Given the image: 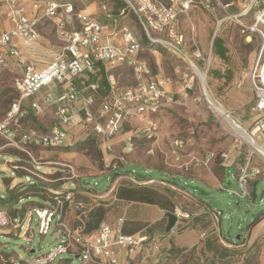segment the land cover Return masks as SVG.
Returning <instances> with one entry per match:
<instances>
[{"label":"built area","instance_id":"obj_1","mask_svg":"<svg viewBox=\"0 0 264 264\" xmlns=\"http://www.w3.org/2000/svg\"><path fill=\"white\" fill-rule=\"evenodd\" d=\"M96 1L101 3L100 8L105 16L113 19L112 24L98 20L93 13L77 10L69 2L0 0V10L10 24L8 28L0 29V70L19 66L21 72L16 82L18 96L0 118V136L36 163L32 149L34 147L60 149L75 145L76 140L70 129L78 116L85 121L87 135L101 134L109 140L124 134L119 141L122 144L120 152L114 153L113 145H109L112 158L107 167L110 171L116 172L120 167L126 166L128 155L134 152L140 139L150 143L147 153L155 155L161 129L158 116L174 100L167 88L166 78L154 75L151 66L141 57L143 37H147L150 44L163 43L180 57L189 60L192 66V59L183 48L185 35L178 30V24L180 15L186 13L195 0H119L123 4L116 14L113 6L108 3L110 0ZM204 1L209 7L211 0ZM128 16L137 19L142 37L137 30L122 23ZM45 17L53 20L59 39L63 42L60 52L47 61L30 57L20 45L23 42L26 48L37 55L35 48L40 37L39 26ZM251 30L259 31L257 25ZM261 33L263 42L249 75L254 93V100L249 108L253 119L250 129H245L259 143H264V32ZM249 38L252 39V36L249 35ZM193 57L203 58L199 48L193 52ZM99 62L111 67L129 66L133 70L135 83L120 87L115 77L109 75L111 90L102 95L99 80L90 81V75H98L100 71ZM194 77L186 78L185 89L193 88ZM79 78L84 79L83 86L76 82ZM242 83L241 81L238 85L241 86ZM59 86H63V92L55 96L54 92ZM44 88L46 91L43 95L30 100L41 94ZM47 108L55 110L56 120L51 128L42 129L27 123L28 118L42 114ZM126 124L131 126L129 132H125ZM231 128L227 129V134L238 139V133ZM188 143L187 138L179 136L170 141L169 153L176 166L183 170L209 167L216 154H194L188 150ZM249 144L247 160L239 167L238 180L242 189L241 197L251 198L253 183L264 175L263 168L253 164V158L264 156L253 143ZM241 153V146L236 143L222 152L221 157L227 163L234 157H240ZM65 166L70 175L62 178L74 179L75 165L68 162ZM28 170L41 174L38 170ZM72 197V190L54 191L44 204L27 206L23 210L20 206L13 210L0 207V226L8 228L19 238L32 242L35 237V218L38 219V232L42 236L49 235L54 224L53 234L57 238L61 237L60 242L35 255L33 264H51L63 254L78 258V264H129L118 258L119 249L133 251L146 238L124 234L122 217L114 224L103 223L92 235L72 228L65 220L66 203ZM214 212L220 218L221 211ZM174 213L178 219L191 216L190 212L180 206L175 207ZM206 236L207 232H202L201 237ZM0 260L3 264H23L15 258L9 261L3 255Z\"/></svg>","mask_w":264,"mask_h":264},{"label":"rangeland","instance_id":"obj_2","mask_svg":"<svg viewBox=\"0 0 264 264\" xmlns=\"http://www.w3.org/2000/svg\"><path fill=\"white\" fill-rule=\"evenodd\" d=\"M56 1L72 3L77 10L93 13L94 17L104 23H113V19L107 18L101 10L99 1ZM108 3L112 6L116 2L110 0ZM207 4L204 0H195L190 9L179 17L178 30L185 35L184 51L199 68L207 72V87L214 98L244 127L250 129L253 115L251 116L249 108L253 103L254 93L249 75L255 66L263 42L261 31L264 32V16L262 18L260 14H264V0H211L209 7ZM122 23L129 25L137 30L141 37L143 36L141 26L134 16L124 18ZM255 25L259 31L252 32L251 29H254ZM39 29L43 42L38 44L36 50L46 61L60 52L63 42L59 39L54 22L50 18L45 17ZM215 33L223 38L228 49L227 61L214 52ZM160 45L164 50L159 49ZM197 48L203 53L202 59L193 57V52ZM141 57L151 66L154 75L166 78L167 88L173 96L174 103L159 115L161 129L156 154L149 155L147 149L150 143L145 139H140L136 156L142 162H127L125 167L117 170L118 173L133 172L136 177H153L176 182L197 198L204 200L215 211H221L219 229L223 236L235 242L246 238L252 222L264 213V175L259 178L256 199L241 197L242 189L236 166L222 168V166L216 167L215 164L221 162V153L229 150L236 143L241 146L240 163L244 162L250 150L249 142L239 135L237 139L227 134V129L231 126L222 119L207 99L202 81L193 70L189 60L180 57L159 42L155 45L144 44ZM107 69L108 74L115 77L120 87L135 83L133 70L129 66L111 67L107 65ZM217 70L222 72V78L218 77ZM226 73L232 74L231 80L227 82H225V78L228 77ZM20 76L19 66L0 70V118L5 115L13 100L18 96L16 82ZM192 76H195L193 88L185 89L186 78ZM241 81L243 83L239 86L238 83ZM76 82L80 84V80L77 79ZM42 91L45 92L46 88ZM58 91L63 92V86H59ZM33 98L35 96L30 100ZM55 116V110H47L44 114L31 116L27 119V123L35 127L40 126L42 129H49L55 124ZM125 128L130 127L126 124ZM177 136L188 139V150L194 154L215 153L216 157L210 166L192 167L187 170L191 176L184 173H172L183 170L176 166L168 151L170 141ZM80 142L77 141L71 148L34 147L32 149L36 163L30 156L9 145L7 140L0 136V196L7 200L12 195L18 196L21 192H26L29 186L36 184L45 192V198L50 199L54 191L49 188L72 187L73 181L62 178L70 175L65 166L66 163L75 165V178L92 169H101L98 147L92 141L86 144H80ZM103 162L106 164L105 160ZM149 164L156 167H151ZM253 164L264 170V158L256 156L253 158ZM213 166L219 171L222 169L219 174L221 187L193 177V175L200 176ZM107 168L105 166L103 169ZM28 169L38 170L41 174H34ZM114 175V171H110L88 176L81 178V183L83 186L102 190L113 180ZM21 199L23 200L18 199L12 204H7L5 208L13 210V208L19 209L20 206L23 210L27 206H32L29 201H35L36 204L49 201L35 195ZM37 224L38 219L35 218L33 222L35 237L32 242L19 238L8 228L0 226V256L3 255L9 261L15 258L20 263L33 264L32 259L35 255L49 250L50 247L60 242L61 237L57 238V235L53 234L54 224L47 236H42L38 232ZM78 261V258L71 254H63L51 264H78ZM0 264H3L1 260Z\"/></svg>","mask_w":264,"mask_h":264},{"label":"crops","instance_id":"obj_3","mask_svg":"<svg viewBox=\"0 0 264 264\" xmlns=\"http://www.w3.org/2000/svg\"><path fill=\"white\" fill-rule=\"evenodd\" d=\"M112 6L114 7V3ZM9 26L10 24L0 10V29H6ZM42 42L40 32L36 47ZM20 45L30 57L44 60L36 48L37 55L31 49L26 48L23 42H20ZM42 52L44 53V50ZM105 68L107 88L101 83L100 71L98 75H90V81L98 79L101 83L100 93L102 95L111 90L107 65ZM78 80H80V86H83L84 79L79 78ZM43 93L44 91L35 97ZM58 94V90L54 92L55 96ZM52 109L54 110V108H47L45 111ZM85 127V121L78 116L70 131L76 142H82L90 137L96 138L103 153L105 166H108L112 158L109 145H113L114 153L120 152L122 144L119 141L124 134L107 140L101 134L87 135ZM129 127V129L125 128V132L130 131L131 126ZM136 155L137 148L128 155V162H142ZM242 163L239 157H234L227 163L223 162L222 158L221 162L215 166L225 168L234 165L239 176V167ZM149 166L154 165L149 164ZM216 167L213 166L200 176L193 175V177L221 187L219 174L222 169L219 171ZM106 172L110 170L108 168L92 169L71 179L73 183L70 188L61 186L58 189H49L52 191L72 190L73 197L67 201L65 210V220L72 228L86 235H92L103 223L114 224L118 218L122 217L124 234L146 238L133 251L120 248L118 258L121 261H128L129 264H264V218L249 228L246 238L235 242L221 233L220 218L216 217L215 210L176 182L153 177H136L133 172L114 171V178L105 189L97 190L83 186L81 183V178ZM172 173H184L191 176L187 170ZM176 206L190 212L191 216L190 218H179L176 226L169 230L168 213H174ZM202 232H207V236L201 237Z\"/></svg>","mask_w":264,"mask_h":264},{"label":"trees","instance_id":"obj_4","mask_svg":"<svg viewBox=\"0 0 264 264\" xmlns=\"http://www.w3.org/2000/svg\"><path fill=\"white\" fill-rule=\"evenodd\" d=\"M115 4H114V7H113V12L116 14L118 13V9H119V6H121L123 3L119 0H115ZM150 40L147 39V37L144 38L143 40V43L144 44H150ZM152 45H155V43H152ZM160 50H164L163 47L160 45L159 46ZM213 48H214V52L216 55H218L219 57L225 59V61H227L228 59V49L227 47L225 46L224 44V40L222 37L220 36H217L215 39H214V44H213ZM105 65L104 63L102 62H99V67H100V72L102 74V77H101V83L102 85L107 88L108 87V80H107V77H106V68H105ZM218 77L222 78L223 77V74L220 70H217L216 71ZM227 74V73H226ZM228 77L225 78V82L227 81H230L231 80V76L232 74H227ZM89 141H92L93 144L96 145V147H98V152H99V156H100V165L102 166L101 169H103L105 167V164L103 162L104 158H103V153L101 152V149L99 148V145L97 143V140L96 138H88L82 142H80V144H86L88 143ZM45 190V189H44ZM26 192H21L18 196H15V195H12L11 198L7 199V200H4V198H2L0 196V207H4L7 205V204H12L15 200H18V199H21V198H24V197H31V196H41L42 198L46 199V200H49L48 198H45V192H43L36 184H32L31 186L28 187L27 190H25ZM32 205H35V201H29ZM10 208V207H9ZM264 218V213L257 219H255L252 224H251V227L253 225H255L257 222H259L261 219Z\"/></svg>","mask_w":264,"mask_h":264},{"label":"bare ground","instance_id":"obj_5","mask_svg":"<svg viewBox=\"0 0 264 264\" xmlns=\"http://www.w3.org/2000/svg\"><path fill=\"white\" fill-rule=\"evenodd\" d=\"M263 18V14H260ZM192 68L197 74V76L201 79L203 90L206 94L207 99L209 102L214 106L216 112L221 115L222 119L229 123V125L233 128V130L238 133L243 139L248 140L249 142L253 143L258 149L259 152L264 156V143H259L252 135H248L245 132V127L221 104L219 103L211 93L210 89L207 87V72L202 70L197 66L196 63L192 60ZM247 131V130H246Z\"/></svg>","mask_w":264,"mask_h":264},{"label":"water","instance_id":"obj_6","mask_svg":"<svg viewBox=\"0 0 264 264\" xmlns=\"http://www.w3.org/2000/svg\"><path fill=\"white\" fill-rule=\"evenodd\" d=\"M217 37V33H215V35H214V38H213V43H214V39ZM192 65H193V63H192ZM206 95V94H205ZM245 132L248 134V135H250L246 130H245ZM257 185H258V181H255L254 183H253V191H252V197L254 198V199H256L257 198ZM168 217H169V225H168V229L170 230V229H172V228H174L175 226H176V222H177V220H178V217L174 214V213H168ZM32 251H34V250H32Z\"/></svg>","mask_w":264,"mask_h":264}]
</instances>
